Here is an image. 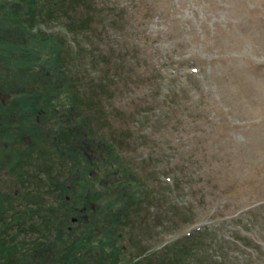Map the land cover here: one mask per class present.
<instances>
[{
  "label": "rangeland",
  "instance_id": "374dc122",
  "mask_svg": "<svg viewBox=\"0 0 264 264\" xmlns=\"http://www.w3.org/2000/svg\"><path fill=\"white\" fill-rule=\"evenodd\" d=\"M2 1L0 18L7 12ZM93 2L67 3L74 16L67 20L82 34L73 46L80 45V55L72 54L73 38L57 27L62 22L55 11L48 24L31 32L58 36L67 81L92 116L89 133L112 135L123 161L137 174L136 183L148 191V198L128 195L126 201L121 193H110L115 189L89 194L99 208L124 202L129 214L122 237L126 252L138 257L134 264H264V0ZM0 39L17 46L28 43L21 34L1 31ZM30 44L40 51L26 54L33 64L48 59L46 43ZM3 84L1 104L9 102L5 95L12 90ZM58 119L42 117L32 133L41 140V134L55 135ZM12 125L0 127V228L14 227L0 230V239L28 254L52 220L44 215L47 202L71 197L52 187L61 176L58 146L40 141L42 150L54 156L42 158L31 135ZM26 155L34 159L25 161ZM72 174L59 182L71 185ZM109 215L101 213L98 231ZM63 222L56 227L76 232V221L71 226ZM176 245L203 251L185 263L176 259L171 249ZM20 252L8 258L20 262ZM35 252L31 258L39 262L27 257L21 264H42ZM84 253L85 264L98 250Z\"/></svg>",
  "mask_w": 264,
  "mask_h": 264
},
{
  "label": "trees",
  "instance_id": "16d2710c",
  "mask_svg": "<svg viewBox=\"0 0 264 264\" xmlns=\"http://www.w3.org/2000/svg\"><path fill=\"white\" fill-rule=\"evenodd\" d=\"M56 1H61L62 4L66 2V5L63 4L59 7ZM56 1L3 0L1 2L4 8L7 6V12L3 13L0 18V31L21 34L28 43L17 46L10 40L5 42L0 39V82L7 83L3 84V86L9 87L7 90L12 89L11 93L5 95L10 99L9 102L0 103V127L7 129L13 123L12 127L16 126L17 130L31 135L28 137L32 139V144L36 142L39 151L42 152V158L45 157L48 160L54 156L45 146V150H42L43 146L40 141L45 143L44 141L49 139L54 146H58L57 152L65 158L55 155L61 176L55 180V183H52V187L57 188L62 196L68 194L71 198L67 200L68 197H64L59 204L57 201L47 202L49 206L44 215H50L52 220H49V225L47 224L43 229L46 236L42 235L40 239L36 240L39 241V244H36L35 247V244L31 243L30 253H22L23 249L16 245L9 248L8 244L0 239V264H21L26 262L27 257L31 258V255L36 253L35 251L39 252L38 256L42 264H84L86 255L84 250L87 252L92 249L98 250V254L90 256L85 264H134V260L138 257H135L133 253L126 252L128 251L127 247L122 245L124 244L122 238L124 231L129 228V223L126 222L129 214L124 202L120 205L117 202H112L110 206L99 208L89 194H92V191L107 194L109 189L111 191L115 189L110 193L113 196L121 193L122 200L126 201L128 195L135 198L138 197L137 195L145 194L144 196L148 198V191L145 190V186L141 187L136 183L134 177L137 174L123 161L121 157L123 152L112 135L104 138L89 133L93 126L92 116L87 114V106L80 103V93L76 92L77 90L73 89V86L67 81L68 66L61 60L58 36L55 33L52 36L47 34L42 36L40 33L31 32L37 25L48 24L49 17H52L51 14L55 11L54 14L62 22L57 27L61 29L64 37L70 34L73 38L72 45H69L72 54H82L79 44L75 50L73 48L76 45L77 35L81 34L80 30L76 32L70 26L71 22L67 20L74 17L69 14L67 8V3L73 2V0ZM96 1L98 0H94L93 3H98ZM82 38L85 39L86 35H83ZM30 40H41L46 43L47 60L33 64L30 57H25L30 52V54L40 52L37 51L35 44H30ZM91 50L90 46L89 49H84L83 58L87 57ZM38 71L40 72L38 73ZM55 83H59V87L54 86ZM2 88L0 86V89ZM13 95L14 99L11 100ZM75 111H77L76 114H74ZM52 114L59 117L55 123L57 125L55 135L51 133L47 137H43L41 134V140L38 133L32 132L37 128L39 122H43L42 117H51ZM10 118H14V122H9ZM63 123H66V126ZM71 128L74 129V132L69 131ZM38 131H41L40 128ZM29 153L34 155L31 151ZM32 159L34 157L25 156V161ZM28 166L33 167L32 164ZM67 173H74V175L72 174L74 178L71 179V185L66 187L60 182L67 176ZM32 174L31 172V176H33ZM96 195L94 196L96 197ZM37 197L41 199L42 194L38 193ZM49 198L48 196L46 199L49 200ZM115 206L117 209H114ZM36 209L40 210L38 207ZM104 211L110 214L109 222L102 225V231H98L100 226L98 218ZM75 216H77L75 223L78 226L76 232L73 234L66 230L63 232V228H59L63 227V221L69 222L71 226L73 224L72 217ZM56 222L59 223V227H56ZM4 227L6 228L1 227L0 230H10V227L14 226L7 224ZM2 232L0 231V233ZM47 235L54 236L57 242H50ZM23 237L28 239L33 235L28 237L24 235ZM242 245L248 247L246 244ZM171 249H176V253L179 255L176 259H182L185 263L189 258L196 259L198 251H203V248L199 246L196 249L181 250V245H176ZM193 249L195 250L192 252ZM14 251L21 253L20 262L8 258L9 255H16L13 254ZM209 256L211 257V255ZM34 260L39 262L38 258ZM143 260L147 261L146 258ZM141 263L142 260L139 264Z\"/></svg>",
  "mask_w": 264,
  "mask_h": 264
}]
</instances>
